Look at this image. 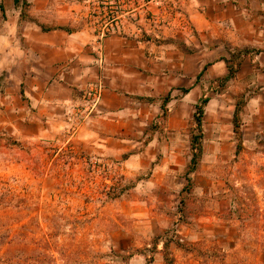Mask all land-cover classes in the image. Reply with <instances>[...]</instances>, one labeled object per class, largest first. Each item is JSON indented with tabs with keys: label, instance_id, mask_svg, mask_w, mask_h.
<instances>
[{
	"label": "crops",
	"instance_id": "0c3cea01",
	"mask_svg": "<svg viewBox=\"0 0 264 264\" xmlns=\"http://www.w3.org/2000/svg\"><path fill=\"white\" fill-rule=\"evenodd\" d=\"M241 100L243 135L264 134V0H0V132L73 133L149 175L135 213L142 190L186 207L226 191L203 162L241 144Z\"/></svg>",
	"mask_w": 264,
	"mask_h": 264
},
{
	"label": "rangeland",
	"instance_id": "374dc122",
	"mask_svg": "<svg viewBox=\"0 0 264 264\" xmlns=\"http://www.w3.org/2000/svg\"><path fill=\"white\" fill-rule=\"evenodd\" d=\"M246 104L235 122L241 144L203 162L214 163L226 191L204 183L186 207L142 190L147 213L127 202L149 175L90 154L73 133L0 132V264H264V134L243 135Z\"/></svg>",
	"mask_w": 264,
	"mask_h": 264
},
{
	"label": "built area",
	"instance_id": "2783aa9c",
	"mask_svg": "<svg viewBox=\"0 0 264 264\" xmlns=\"http://www.w3.org/2000/svg\"><path fill=\"white\" fill-rule=\"evenodd\" d=\"M91 94H92V96L94 97L95 102H97V101L100 100V98H101V91H100V89H96V90L93 91Z\"/></svg>",
	"mask_w": 264,
	"mask_h": 264
},
{
	"label": "trees",
	"instance_id": "16d2710c",
	"mask_svg": "<svg viewBox=\"0 0 264 264\" xmlns=\"http://www.w3.org/2000/svg\"><path fill=\"white\" fill-rule=\"evenodd\" d=\"M18 1L19 0H16V2H18ZM197 120H198L199 123L201 122V118L200 117H198Z\"/></svg>",
	"mask_w": 264,
	"mask_h": 264
}]
</instances>
